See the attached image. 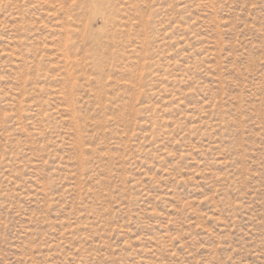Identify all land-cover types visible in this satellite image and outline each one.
Returning <instances> with one entry per match:
<instances>
[{
    "label": "rangeland",
    "instance_id": "obj_1",
    "mask_svg": "<svg viewBox=\"0 0 264 264\" xmlns=\"http://www.w3.org/2000/svg\"><path fill=\"white\" fill-rule=\"evenodd\" d=\"M0 264H264V0H0Z\"/></svg>",
    "mask_w": 264,
    "mask_h": 264
}]
</instances>
